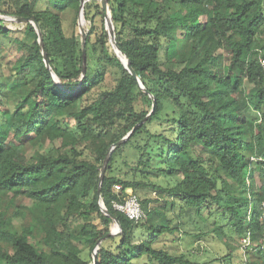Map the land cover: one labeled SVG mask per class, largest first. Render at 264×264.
I'll list each match as a JSON object with an SVG mask.
<instances>
[{"label": "trees", "instance_id": "obj_1", "mask_svg": "<svg viewBox=\"0 0 264 264\" xmlns=\"http://www.w3.org/2000/svg\"><path fill=\"white\" fill-rule=\"evenodd\" d=\"M107 1L113 34L103 0H0V264H194L192 220L259 243L264 0Z\"/></svg>", "mask_w": 264, "mask_h": 264}, {"label": "rangeland", "instance_id": "obj_2", "mask_svg": "<svg viewBox=\"0 0 264 264\" xmlns=\"http://www.w3.org/2000/svg\"><path fill=\"white\" fill-rule=\"evenodd\" d=\"M84 9V7H83ZM76 13L74 11H66L63 15V25L66 33L68 35L71 34L73 27H74V20H75ZM83 15V11H82ZM82 15H81V7L78 12V22H82ZM81 17V19H80ZM111 82L104 83L99 89H107L111 88ZM97 89V90H99ZM93 97V96H92ZM152 178L156 180V177L152 175ZM158 181L165 183L163 179H159ZM140 197H144L145 194L143 192L137 193ZM149 195L155 197V194ZM20 203L30 204L31 201L25 198H21ZM162 201V199H161ZM163 202V201H162ZM154 204H156L154 202ZM177 206V205H176ZM179 207L175 208V212L179 211ZM174 210L170 211V216L174 217L175 214ZM206 213V212H205ZM187 219V218H185ZM212 221V219H210ZM226 221V220H225ZM203 221L195 220L189 221L186 225L182 226L184 231L177 234L173 240H168L171 242V249L172 251L182 252L188 257L192 263L194 264H222L221 261L222 257L227 255L228 253L232 252L233 263L234 264H249L252 262V259L257 257V253H248L246 250L245 252L241 249V237L237 234L232 236L230 234L221 233L220 235L215 234L214 232L209 231L210 228L212 229L213 224L206 223V229H204ZM200 226L201 230H198L197 227ZM75 228H80V224H75ZM199 235L200 237H196ZM229 246L234 248L230 249ZM138 264H151L147 262L145 259L138 260Z\"/></svg>", "mask_w": 264, "mask_h": 264}, {"label": "built area", "instance_id": "obj_3", "mask_svg": "<svg viewBox=\"0 0 264 264\" xmlns=\"http://www.w3.org/2000/svg\"><path fill=\"white\" fill-rule=\"evenodd\" d=\"M261 64L264 70V57L261 58ZM117 190L121 191V186H117ZM127 196L123 199V201H113V207L126 214L130 219L135 221H139L145 216L144 209L134 191L131 188L126 190ZM261 221L263 223L262 235L259 243H255L252 240V232L247 231V234L241 238V247L245 252L248 248L254 249L256 251V247L262 249L264 251V201L261 203Z\"/></svg>", "mask_w": 264, "mask_h": 264}, {"label": "water", "instance_id": "obj_4", "mask_svg": "<svg viewBox=\"0 0 264 264\" xmlns=\"http://www.w3.org/2000/svg\"><path fill=\"white\" fill-rule=\"evenodd\" d=\"M104 1V9L106 10V15L108 14V1L107 0H103ZM84 3H85V0H82V2H81V5H80V7H81V15H82V11H83V7H84ZM17 19H21V18H17ZM26 19H29V18H25V20ZM80 19H81V17H80ZM107 19H108V23H109V29H110V31H111V33H112V29H111V26H110V22H109V17H108V15H107ZM82 20V19H81ZM81 23V22H80ZM83 31V36H84V40H85V35H84V30H82ZM113 34V33H112ZM41 44H42V48H43V50H44V52H45V49H44V44H43V40H42V38H41ZM83 55H84V57H85V49H84V51H83ZM48 68L49 69H51L50 68V65L48 64ZM127 68H128V70L134 75V77H137V75H136V73H135V71L133 70V68H132V66H131V63H130V61L128 60V62H127ZM154 103H155V101H154ZM155 105V104H154ZM137 126V125H136ZM130 135V134H129ZM127 138H129V136L128 137H126V138H124V139H122V141H125ZM122 141H120V142H122ZM119 142H117V143H115L114 145H113V148L118 144ZM110 154H111V151L108 153V155H107V158H106V160H105V162H104V165H103V168H102V172H101V177H100V186H99V190H98V196L100 197V190H101V185H102V182H103V179H104V176H105V171H106V167H107V163H108V161H109V158H110ZM108 215H110L111 217H114L113 216V214L109 211V210H107V209H103ZM115 220L117 221V223H119V220H118V218H115ZM115 232H113V234H114ZM112 234V233H111ZM101 242V240H99L98 242H97V244H99ZM96 255V254H95Z\"/></svg>", "mask_w": 264, "mask_h": 264}]
</instances>
